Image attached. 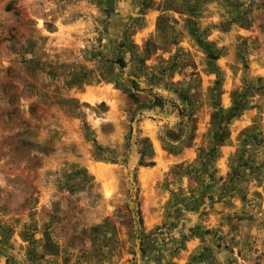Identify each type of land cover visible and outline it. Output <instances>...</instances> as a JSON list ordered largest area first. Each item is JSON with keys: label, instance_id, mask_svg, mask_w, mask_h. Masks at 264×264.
<instances>
[{"label": "rangeland", "instance_id": "1", "mask_svg": "<svg viewBox=\"0 0 264 264\" xmlns=\"http://www.w3.org/2000/svg\"><path fill=\"white\" fill-rule=\"evenodd\" d=\"M0 264H264V0H0Z\"/></svg>", "mask_w": 264, "mask_h": 264}]
</instances>
